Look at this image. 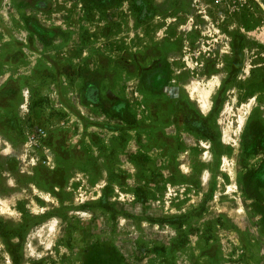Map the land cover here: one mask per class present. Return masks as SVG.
<instances>
[{
  "label": "rangeland",
  "instance_id": "374dc122",
  "mask_svg": "<svg viewBox=\"0 0 264 264\" xmlns=\"http://www.w3.org/2000/svg\"><path fill=\"white\" fill-rule=\"evenodd\" d=\"M0 43L40 197H0V264H264V0H0ZM81 102L135 124L132 157L81 168Z\"/></svg>",
  "mask_w": 264,
  "mask_h": 264
},
{
  "label": "crops",
  "instance_id": "0c3cea01",
  "mask_svg": "<svg viewBox=\"0 0 264 264\" xmlns=\"http://www.w3.org/2000/svg\"><path fill=\"white\" fill-rule=\"evenodd\" d=\"M176 17L179 22L175 25L166 24V29L170 30V27H175L178 31L180 30V14ZM194 28L195 27H192L191 30H194ZM2 46L3 45L0 43V47ZM4 61L5 58L0 59L1 65H8V63ZM10 78V75H0V197L1 200L7 199L17 202L21 199L20 196H22V194L27 193V198L32 195L34 200L36 199L40 202V197L36 196L35 192L31 191L30 188L24 184L25 181L23 180V177H25L27 178V182H30L31 179L33 183H36V178L34 176L30 177V174H24L19 166V156L22 154V148H24L22 147L23 133L21 128H25L27 123L23 121L22 118L24 117V108L21 106L19 100L15 99L16 95L13 97V92L5 87L7 85V80ZM79 93H81V91ZM75 108L80 110V112L85 114L89 119L85 120L83 117L80 123H78L73 119L74 114H72L70 119L64 122L63 129L68 138L66 140L68 145H76L82 148L83 153H81V157L79 158L82 165L81 168L89 172V169L92 167L91 162L97 157L104 161H107L110 157L116 158L115 155L120 153H116V150H114L113 154H111V149L114 146L116 148L121 147V150L126 156L129 155L132 157V150H136L137 146L134 141L136 133H133L136 128L135 124L132 123L127 125L125 121L117 119L116 116L106 114L100 106L81 102L80 105H76ZM71 109V111H74L73 108ZM94 115L96 116L95 119H91ZM122 124H126L124 125V131H126L124 135L126 136L119 137V132L123 126ZM159 127L162 130H166L164 134H169L170 128H180L179 131L173 132V134L177 136L180 135V156H183L186 152L199 154V142L203 133L194 128V126L188 124L184 120L180 121V125L167 120L159 123ZM54 138V136L49 135L51 143L55 142ZM148 138L151 140L152 136ZM148 144L151 145V141L148 142L147 145ZM145 149L146 152H149L147 146ZM49 155L52 156V161L56 159V153L53 152L51 154V152H49ZM61 159V157L57 158V160ZM44 162H47V160ZM58 165H60V162ZM102 172L103 171H100L101 175L103 174ZM16 202L13 204L17 206Z\"/></svg>",
  "mask_w": 264,
  "mask_h": 264
},
{
  "label": "bare ground",
  "instance_id": "6f19581e",
  "mask_svg": "<svg viewBox=\"0 0 264 264\" xmlns=\"http://www.w3.org/2000/svg\"><path fill=\"white\" fill-rule=\"evenodd\" d=\"M198 86L197 85H194L192 88H191V91H190V93L191 94H193L192 92H194L195 90H198V92H199V94H201L202 95V97L204 98L203 100H201V102H203V105L200 107V108H202L203 107V110H205V109H207V99H208V95H209V89L206 87V88H204L202 91L199 89V88H197ZM209 87V86H208ZM211 87V86H210ZM192 89H194V91H192ZM201 91V92H200ZM197 93V92H196ZM194 95V94H193ZM196 95V94H195ZM202 99V98H201ZM206 102V103H205ZM199 104V103H198ZM45 196V195H44ZM46 197V196H45ZM10 211V210H9Z\"/></svg>",
  "mask_w": 264,
  "mask_h": 264
}]
</instances>
